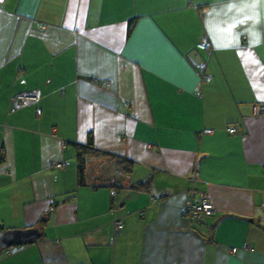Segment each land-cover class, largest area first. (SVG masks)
<instances>
[{
  "label": "crops",
  "instance_id": "obj_1",
  "mask_svg": "<svg viewBox=\"0 0 264 264\" xmlns=\"http://www.w3.org/2000/svg\"><path fill=\"white\" fill-rule=\"evenodd\" d=\"M259 105L264 0H2L0 230L40 235L0 264H264ZM89 136L104 153L80 185ZM149 177L150 191L127 188ZM198 190L203 220L186 213Z\"/></svg>",
  "mask_w": 264,
  "mask_h": 264
},
{
  "label": "built area",
  "instance_id": "obj_2",
  "mask_svg": "<svg viewBox=\"0 0 264 264\" xmlns=\"http://www.w3.org/2000/svg\"><path fill=\"white\" fill-rule=\"evenodd\" d=\"M2 0H0L1 2ZM208 43L206 41H201L198 44V47L203 48V49H207L208 48ZM204 67L205 64L203 62L199 63L197 66V70L198 72H202V76L203 78L208 81L210 76L206 73H204ZM103 86H108V82H102ZM38 93L36 91H25V92H18L13 96V99L16 103H18L19 105H24L27 104L28 102H31L35 99H37ZM127 104H124V107H126ZM258 110H264V105H259ZM227 131L229 133H234L235 132V127L231 126L229 128H226ZM211 129H206L205 132H211ZM64 163L63 162H51L50 166L51 167H61L63 166ZM151 200L154 201L155 197L152 196ZM213 211V205L210 201V199L207 196V193L203 190H198L196 192V196L194 198V200H192L191 202H189V204L187 205L186 208V213L190 218L193 219H197V220H203L204 218H206L207 216L211 215ZM122 225V221L121 220H115V226L117 229H120ZM228 250L230 252H235L236 248L235 247H230L228 248Z\"/></svg>",
  "mask_w": 264,
  "mask_h": 264
},
{
  "label": "trees",
  "instance_id": "obj_3",
  "mask_svg": "<svg viewBox=\"0 0 264 264\" xmlns=\"http://www.w3.org/2000/svg\"><path fill=\"white\" fill-rule=\"evenodd\" d=\"M136 21V18L132 19L129 21L128 23V27H127V34H129V32L131 31L132 26L134 25V22ZM200 43V41L197 43ZM208 43V42H207ZM209 44V43H208ZM200 48V47H199ZM210 45H208L207 49L204 50H210ZM203 49V48H201ZM205 64V62H204ZM198 66V65H197ZM198 72V70H197ZM204 73L208 74L210 76V74L207 72L206 70V64L204 67ZM201 78H203L202 76V72H199ZM204 79V78H203ZM205 80V79H204ZM210 80V78H209ZM90 137L89 136V140L86 142L85 145H77L75 144V148H76V174H77V181L78 184L80 185H84L85 184V178H86V168H87V164L94 158V157H98L101 156L104 152H101L99 150H95L92 147V143L90 142ZM115 157V156H114ZM116 165L118 166L117 169L123 172H129L131 170V164L132 162L129 160H126V158H116ZM96 185H92V187H95ZM102 186L105 187H122L119 184V180L116 179L114 182H108L102 184ZM151 186H152V180L149 177L148 179L144 180V181H139V182H135V183H130L128 184V189H132V190H136V191H150L151 190Z\"/></svg>",
  "mask_w": 264,
  "mask_h": 264
},
{
  "label": "water",
  "instance_id": "obj_4",
  "mask_svg": "<svg viewBox=\"0 0 264 264\" xmlns=\"http://www.w3.org/2000/svg\"><path fill=\"white\" fill-rule=\"evenodd\" d=\"M40 235L36 226L17 229L0 230V248H7L11 245L31 242Z\"/></svg>",
  "mask_w": 264,
  "mask_h": 264
},
{
  "label": "bare ground",
  "instance_id": "obj_5",
  "mask_svg": "<svg viewBox=\"0 0 264 264\" xmlns=\"http://www.w3.org/2000/svg\"><path fill=\"white\" fill-rule=\"evenodd\" d=\"M204 41V40H203ZM201 63V62H200ZM230 126H228L227 128H229ZM236 129V128H235ZM236 131V130H235Z\"/></svg>",
  "mask_w": 264,
  "mask_h": 264
},
{
  "label": "rangeland",
  "instance_id": "obj_6",
  "mask_svg": "<svg viewBox=\"0 0 264 264\" xmlns=\"http://www.w3.org/2000/svg\"><path fill=\"white\" fill-rule=\"evenodd\" d=\"M110 172H112L111 168H109Z\"/></svg>",
  "mask_w": 264,
  "mask_h": 264
}]
</instances>
